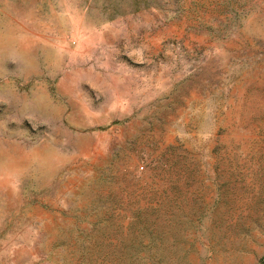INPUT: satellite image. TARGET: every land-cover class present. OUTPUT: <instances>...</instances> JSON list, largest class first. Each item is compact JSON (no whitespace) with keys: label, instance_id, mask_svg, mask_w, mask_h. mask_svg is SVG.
Returning <instances> with one entry per match:
<instances>
[{"label":"rangeland","instance_id":"1","mask_svg":"<svg viewBox=\"0 0 264 264\" xmlns=\"http://www.w3.org/2000/svg\"><path fill=\"white\" fill-rule=\"evenodd\" d=\"M0 264H264V0H0Z\"/></svg>","mask_w":264,"mask_h":264}]
</instances>
